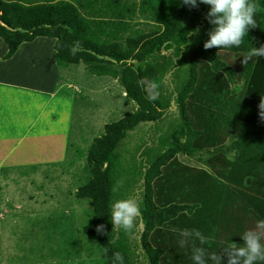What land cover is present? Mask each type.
Instances as JSON below:
<instances>
[{
  "label": "trees",
  "instance_id": "obj_1",
  "mask_svg": "<svg viewBox=\"0 0 264 264\" xmlns=\"http://www.w3.org/2000/svg\"><path fill=\"white\" fill-rule=\"evenodd\" d=\"M254 2L258 12H264V0ZM198 4L189 8L181 0H0L5 58L23 42L54 37L59 59L84 62L93 74L117 78L139 105L137 112L107 123L103 135L95 137L88 154L93 178L77 190L78 196L92 200L94 217L84 231L103 245L104 264H114L115 252L122 253L124 264H163L166 250L154 242V232L197 204H159L156 182L178 154L194 156L210 140L198 128L201 94L241 89L236 85L229 90L238 70L222 54L256 47L254 28L239 47L205 50L213 27L206 19L210 5ZM197 28V35H187ZM245 72L248 86L238 103V118L264 128L259 115L264 57H257L253 69ZM117 182L121 187L114 196L111 189ZM129 195L141 203L139 226L133 234L112 231L111 203ZM101 224L103 233L97 232Z\"/></svg>",
  "mask_w": 264,
  "mask_h": 264
},
{
  "label": "crops",
  "instance_id": "obj_2",
  "mask_svg": "<svg viewBox=\"0 0 264 264\" xmlns=\"http://www.w3.org/2000/svg\"><path fill=\"white\" fill-rule=\"evenodd\" d=\"M55 43L54 37L39 36L5 58L8 45L0 37V264H12L15 256L20 264L105 262L103 245L84 231L94 217L92 200L77 190L93 178L88 154L96 135L87 138L86 133L98 125L102 105L116 96L119 81L93 74L84 62L59 59ZM103 79L106 85L100 87ZM121 95L125 103H134V112L139 110L123 87ZM263 133L264 128L249 124L237 149L248 135L261 140ZM255 139L253 144L259 143ZM80 209L87 211L83 220ZM21 212L45 213L42 230L49 241L39 246L35 239L7 258L12 247L4 237L16 232ZM26 235L31 237V230Z\"/></svg>",
  "mask_w": 264,
  "mask_h": 264
},
{
  "label": "rangeland",
  "instance_id": "obj_3",
  "mask_svg": "<svg viewBox=\"0 0 264 264\" xmlns=\"http://www.w3.org/2000/svg\"><path fill=\"white\" fill-rule=\"evenodd\" d=\"M255 19L258 23L254 28L256 47H259L264 45V12H257ZM245 54H222L224 60L238 70L237 78L230 84L229 90L236 85L241 89L226 94L209 89V92L199 97L201 114L198 116V128L210 139L204 150L194 156L178 154L165 166L156 182V199L159 204H197L192 212H181L154 232V242L166 250L163 264H194L191 243L184 248L179 247L181 230L198 229L208 238L204 247L211 253L220 251L232 241L242 243V233L254 227L258 220L264 219V142H260L264 139H255L254 134L252 137L248 135V142H245L248 144L242 143L241 149H237L239 136L247 131L249 125L238 118V103L242 102L241 94L248 86V73L245 71H251L257 59L254 58L245 66L242 63ZM118 83L120 86L116 96L102 105L99 123L96 128L92 126L87 131V138L103 135L105 123L121 119L126 112H134V103L123 101V86ZM105 85L103 79L100 87ZM260 138H264V133ZM253 139L259 143L253 144ZM90 141L80 148L87 149ZM38 213L43 215L37 217L32 213H20V225L16 232H9L4 237L8 238L7 244L12 247L7 258L21 254L25 247L34 245L36 240L39 246L47 245L49 240L42 230L45 213ZM79 215L83 220L87 211L80 209ZM31 218L33 223L29 222ZM30 230L31 237L27 238L26 232ZM20 261L21 257L15 256L11 262L20 264ZM258 264H264V261Z\"/></svg>",
  "mask_w": 264,
  "mask_h": 264
},
{
  "label": "clouds",
  "instance_id": "obj_4",
  "mask_svg": "<svg viewBox=\"0 0 264 264\" xmlns=\"http://www.w3.org/2000/svg\"><path fill=\"white\" fill-rule=\"evenodd\" d=\"M189 8L198 7V0H181ZM199 3L210 5L206 19L213 25L209 30V39L205 41V50L213 47H239L249 29L257 27L255 19L259 5L254 0H199ZM200 29H193L187 35H197ZM256 57H264V45L251 48L243 55L242 63L247 66ZM260 117L264 120V96L259 103ZM121 182H117L111 189L113 195L118 194ZM142 216L141 203L137 196L129 195L124 198L113 199L111 203L110 220L112 231H123L133 234L139 226ZM105 225L97 226V232L103 233ZM179 247L192 245V260L194 264H258L264 261V219L258 220L254 227L244 231L241 235L242 243L232 241L218 252L209 253L204 247L208 243L198 229H184L179 232ZM199 241V244H197ZM114 264H124V256L120 252L114 253Z\"/></svg>",
  "mask_w": 264,
  "mask_h": 264
},
{
  "label": "water",
  "instance_id": "obj_5",
  "mask_svg": "<svg viewBox=\"0 0 264 264\" xmlns=\"http://www.w3.org/2000/svg\"><path fill=\"white\" fill-rule=\"evenodd\" d=\"M173 104H174V101H173ZM141 226H142V228H144V226H143V222L141 221Z\"/></svg>",
  "mask_w": 264,
  "mask_h": 264
}]
</instances>
